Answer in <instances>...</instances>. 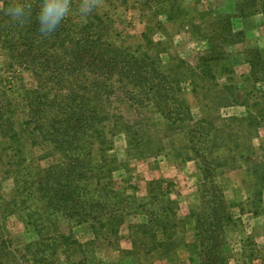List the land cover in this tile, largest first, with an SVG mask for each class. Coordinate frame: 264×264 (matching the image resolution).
Segmentation results:
<instances>
[{
	"label": "rangeland",
	"instance_id": "rangeland-1",
	"mask_svg": "<svg viewBox=\"0 0 264 264\" xmlns=\"http://www.w3.org/2000/svg\"><path fill=\"white\" fill-rule=\"evenodd\" d=\"M251 1L174 0L169 8L168 0L160 4L153 0L150 6L143 0H70L58 12L77 25L83 21V11L96 14L116 46L156 54L158 66L165 70L170 64L183 61L178 69H172L176 74L185 70L181 69L183 66L202 72L192 81L191 76L179 79L183 98L194 118L206 112L203 108L209 104L206 96L223 85L229 87L219 91L231 92L236 103L217 112L221 117L243 116L247 111L255 116L258 124H249L254 136L243 134L237 128L236 139L239 144L250 146L246 149L247 158L264 159V8L260 0ZM249 48L257 49L263 62L254 75H250L249 65L244 61L250 56L244 50ZM210 49L222 53L223 57L210 59L209 55L213 56ZM193 87L197 94L192 92ZM35 89L32 75L10 64L7 51L0 49V264H33L30 255L34 254L43 259L40 264H189L187 247L194 240L188 218L189 207L194 202V162L173 161L164 154V148L155 154L140 156L125 143L122 133H107L98 148L89 151L90 158L102 168L96 173L104 175L99 180L88 178L81 182L89 189L105 186L117 191L128 203L133 200L134 204L130 205L133 213H119L121 220L116 236H95L86 223L69 221L66 224L61 220L60 211L43 214V221L37 227L25 222L20 216L25 210L16 206L20 199L26 198L28 203L31 200L25 195V188L35 185L37 170L44 171L61 161V154L49 143L26 136L24 127L28 126L29 131L40 119L32 115L34 119L24 123L29 116L24 114L26 108L20 96L26 93L35 103ZM107 109L114 116L126 115L129 110L115 101ZM214 122L219 125L221 120L217 118ZM229 128L222 136L231 132ZM157 133L160 142L166 144L163 131L157 129ZM174 141L177 142L175 136ZM17 149L21 151L20 156ZM101 154L105 161L100 159ZM18 158L22 159L19 168L23 175L20 177L11 171L6 174L5 164H14ZM217 173H221L217 178L228 202L229 214L241 223L228 226L225 234L226 264H264V182L258 195V187L252 184V176L246 170L232 173L217 170ZM17 176L20 180L15 184ZM156 182L158 190L154 186ZM153 188V194H148ZM169 191L177 193L176 199L168 200ZM40 203L34 198L30 203L39 215L42 212L35 205ZM135 203L142 208L136 209ZM151 213L173 223L169 234L174 241L169 248L157 245L161 233L148 223ZM61 225L72 237L61 240L56 236L61 232ZM119 245L126 257L115 251Z\"/></svg>",
	"mask_w": 264,
	"mask_h": 264
},
{
	"label": "trees",
	"instance_id": "trees-1",
	"mask_svg": "<svg viewBox=\"0 0 264 264\" xmlns=\"http://www.w3.org/2000/svg\"><path fill=\"white\" fill-rule=\"evenodd\" d=\"M69 1L0 0V49L7 51L10 64L29 72L36 85L35 103L26 93L20 96L26 108L24 114L29 116L24 123L34 119L32 115L40 119L29 131L28 126L24 127L28 132L26 136L49 143L61 154V161L44 171L37 170V182L32 188H25L29 199L41 202L35 205L41 215L30 207L31 200L28 203L25 198L16 205L21 206V211L25 210L20 216L26 223L37 227L43 221V214L60 211L61 220L64 219L66 224L69 221L86 223L95 236H116L121 220L119 213H133L130 211L133 200L128 203L117 191L105 186L89 189L81 182L88 178L99 180L104 175L96 173L102 168L99 162L90 158L89 151L97 149L107 133H122L125 143L136 149L140 156L165 149L164 154L173 161L194 162V202L193 209L190 206L188 212L194 240L187 247L189 264H226L225 234L228 226L241 223L229 214L228 202L217 178L221 173L218 174L217 170H246L252 176V184L258 187L256 193L261 194L264 159L247 158L246 149L250 146L248 143L239 144L236 139L238 129L254 136L249 124L253 126L259 121L249 111L243 116L219 115L218 109L236 103L229 90V93L219 91L229 88L225 85L206 96L210 105L203 106L206 112L194 118L183 98L179 79L191 76L192 81L202 72L183 66L181 69L185 70L176 74L172 69H178L183 61L170 64L165 70L158 66L156 54L116 46L96 14L83 11L82 23L73 24L58 12ZM143 1L147 6L153 3V0ZM158 1L160 4L167 0ZM172 1L167 2L169 8ZM259 3L264 8V0ZM210 53L213 54L209 55L210 59L223 57L217 51ZM244 54L250 55L244 61L249 65L250 75H254L263 66L260 53L249 48ZM191 89L197 94L194 87ZM113 101L126 106L128 113L116 116L109 113L107 107ZM217 118L221 120L219 125L214 122ZM105 126L108 127L106 130ZM228 127L231 132L222 136ZM157 129L163 131L166 144L160 142ZM20 152L17 149L19 156ZM100 157L105 161L102 154ZM21 162L22 159L18 158L14 164L6 163L5 173L17 172L21 177ZM19 176L15 178V184H18ZM154 186L158 190L157 182ZM17 188L18 193L20 189ZM153 190L148 194H153ZM135 205L136 209L142 208L141 204ZM147 221L161 233L157 245L169 248L174 241L169 234L173 223L160 220L156 213H151ZM62 226L56 236L61 240L72 237ZM34 229L38 232V228ZM30 259L33 264H40L43 260L35 254L30 255Z\"/></svg>",
	"mask_w": 264,
	"mask_h": 264
},
{
	"label": "crops",
	"instance_id": "crops-1",
	"mask_svg": "<svg viewBox=\"0 0 264 264\" xmlns=\"http://www.w3.org/2000/svg\"><path fill=\"white\" fill-rule=\"evenodd\" d=\"M237 170H230V171H226L227 173L228 172H230V173H232V172H236ZM224 173V172H223ZM167 194H169V199H176V196H177V193H175V192H173L172 193V191H169V193H167ZM192 194H193V192H192ZM120 247H121V245H119L118 246V249L117 250H115V251H117V252H120V256L123 258V257H126V252H124V251H122L121 249H120ZM119 250V251H118Z\"/></svg>",
	"mask_w": 264,
	"mask_h": 264
}]
</instances>
